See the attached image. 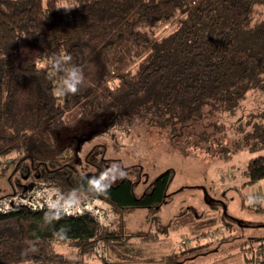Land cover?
<instances>
[{"label": "trees", "instance_id": "obj_1", "mask_svg": "<svg viewBox=\"0 0 264 264\" xmlns=\"http://www.w3.org/2000/svg\"><path fill=\"white\" fill-rule=\"evenodd\" d=\"M75 2L64 13L56 0H0V164L19 155L13 172L49 184L62 200L79 193L117 209H159L172 195L173 171L156 176L140 196L128 178L111 185L114 170L104 158L93 163V172H76L64 163L74 147L59 148L55 138L66 127L64 114L75 107L79 120L93 121L112 110L129 111L147 125L171 128V137H185L188 146L227 156L225 146L212 151L225 134L219 118L234 114L250 92L264 90V0ZM28 44L33 58L19 50ZM60 53L83 66L85 77L87 70L93 74L89 85L64 97L55 95L62 73L48 63ZM255 119L231 152L264 147V108ZM9 167H0V178ZM242 175L249 177L246 187L264 180V156L250 158ZM94 180L106 186L103 192ZM136 236L146 243L158 238ZM103 239L124 241L115 232L100 235L97 219L85 212L0 210V264H87ZM242 249L251 262L249 249ZM259 256L264 264V252Z\"/></svg>", "mask_w": 264, "mask_h": 264}, {"label": "rangeland", "instance_id": "obj_2", "mask_svg": "<svg viewBox=\"0 0 264 264\" xmlns=\"http://www.w3.org/2000/svg\"><path fill=\"white\" fill-rule=\"evenodd\" d=\"M56 2L64 13L76 6L75 0ZM63 6L73 7L65 9ZM19 50L27 58H33L36 53L29 44L20 46ZM87 72L91 75L86 80L91 81L92 70ZM263 108L264 90H255L247 94L234 114L219 118L225 134L216 135L220 144L217 141L212 151L225 146L227 156L211 155L204 145L188 146L185 137H171V128L147 125L136 113L131 115L129 111L117 109L93 121H81L79 108H71L63 116L66 127L55 135L59 148L74 147L67 151L64 163L84 174L93 172V163L104 158L114 170L111 185L128 178L134 182L136 196L142 195L156 176L170 169L173 177L168 193L172 195L159 209H117L101 197L79 193L71 201L62 200L49 184L14 173L12 163L19 161L20 156L13 155L0 164V167L10 166L0 178V210L48 206L71 214L85 212L97 219L100 235L115 232L123 237V242L98 241L93 258H85L87 264H189L196 256L218 249L217 255L200 257L195 264H205L209 259H212L211 264H237V257L232 255L238 251L239 243L250 239L253 243L250 249L247 242L243 246L249 249L247 254H252V260L258 261L254 250L257 247L261 253L264 251V227L247 230L237 223L242 221L244 226V221L264 222V181L246 187L243 183L248 182L249 177L242 175L250 158L264 156V147L249 153L230 150L234 140L241 139L252 129ZM223 180L231 186L222 187ZM258 204L263 205L262 208H258ZM147 233L156 234L158 238L146 243L136 236ZM223 244L227 245L223 247ZM60 251L69 253L62 248ZM72 253L78 256L77 250ZM223 255V261L214 260Z\"/></svg>", "mask_w": 264, "mask_h": 264}, {"label": "clouds", "instance_id": "obj_3", "mask_svg": "<svg viewBox=\"0 0 264 264\" xmlns=\"http://www.w3.org/2000/svg\"><path fill=\"white\" fill-rule=\"evenodd\" d=\"M65 9H70L73 6H63ZM89 49H84V54L88 55ZM72 57L70 54L60 53L50 57L48 63L54 72L62 73L61 80L55 88V95L64 97L69 94L77 93L82 86H87L91 82L86 80L83 66L79 64H72L70 61ZM96 186V191L103 192L106 187L103 184H98L97 181H91Z\"/></svg>", "mask_w": 264, "mask_h": 264}, {"label": "crops", "instance_id": "obj_4", "mask_svg": "<svg viewBox=\"0 0 264 264\" xmlns=\"http://www.w3.org/2000/svg\"><path fill=\"white\" fill-rule=\"evenodd\" d=\"M225 177V176H224ZM233 178V177H232ZM222 180V179H221ZM225 181H226V177H225V179H224ZM221 181V186L222 187H229V186H231V184H228V182H225V181ZM262 181H264V180H262ZM264 189V188H263ZM246 190H247V188H246ZM242 191H244V189L243 190H241V193H242ZM243 198L244 199H246V201L248 200L246 197H245V194H243ZM248 203V205H250V207L252 206L250 203L251 202H247ZM251 208H254L253 206L251 207ZM247 223H249V224H251L250 226L249 225H247ZM238 225H239V227H241V228H244V229H249V230H253V229H262V227H264V222L263 221H260L259 223H255V222H251V221H244V226L243 225H241V223L239 224V223H237ZM251 240L252 239H250V240H247V241H243V242H241V243H239V248H238V251L237 252H235L232 256H235V257H237L236 258V263L237 264H259L260 263V261L258 260V261H255V260H252V258H251V256H252V254L250 253V254H248V257L252 260L251 262H248V261H246L244 258H243V249L242 248H245L243 245L245 244V242H247L246 244H248V246H250V244H249V242H251ZM227 244H223V247H225ZM222 247V246H221ZM219 250L220 249H218V250H215V251H213V252H211L210 254H203V255H199V256H196L195 257V259H194V261H192L191 263H189V264H195V263H197V262H199V261H197L200 257L202 258H204V257H207V256H211V254H215V255H217L218 253L217 252H219ZM219 256V255H218ZM238 257H239V259H238ZM222 258H225L224 257V255L223 256H220L219 258H216V259H214V260H220V261H223L222 260ZM258 259H260V258H258ZM213 260V261H214ZM201 261V260H200ZM204 263L205 264H211L212 263V259H209V261H207V262H205L204 261Z\"/></svg>", "mask_w": 264, "mask_h": 264}, {"label": "built area", "instance_id": "obj_5", "mask_svg": "<svg viewBox=\"0 0 264 264\" xmlns=\"http://www.w3.org/2000/svg\"><path fill=\"white\" fill-rule=\"evenodd\" d=\"M254 251H256V254H260L261 252L257 249V247H256V249L254 250ZM264 252V251H263Z\"/></svg>", "mask_w": 264, "mask_h": 264}]
</instances>
